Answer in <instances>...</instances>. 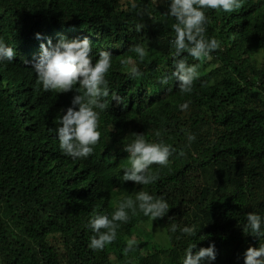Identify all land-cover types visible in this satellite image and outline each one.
<instances>
[{
    "label": "trees",
    "instance_id": "16d2710c",
    "mask_svg": "<svg viewBox=\"0 0 264 264\" xmlns=\"http://www.w3.org/2000/svg\"><path fill=\"white\" fill-rule=\"evenodd\" d=\"M132 2L0 0V40L16 52L0 63V264H182L192 242L193 252L215 244L213 264H243L244 251L259 245L243 226L250 212L264 217V0H244L232 13L206 10L205 36L221 46L208 58L181 54L199 66L188 94L171 76L176 21L167 0ZM61 37L87 38L93 62L100 50L113 55L106 78L121 99L100 112V141L86 159L62 154L55 136L77 93L44 91L32 69L41 44ZM136 44L145 47L143 60L131 51ZM129 58L139 78H129L121 62ZM135 133L174 149L167 166L151 167L158 179L150 185L120 178L128 166L123 145ZM141 190L167 200L165 216L152 221L138 206L128 210L117 238L91 250L90 218L111 214ZM185 226L196 236L184 234ZM143 229H150V252ZM51 235L63 243L52 245ZM128 239L138 246L125 252Z\"/></svg>",
    "mask_w": 264,
    "mask_h": 264
},
{
    "label": "clouds",
    "instance_id": "9594fccd",
    "mask_svg": "<svg viewBox=\"0 0 264 264\" xmlns=\"http://www.w3.org/2000/svg\"><path fill=\"white\" fill-rule=\"evenodd\" d=\"M164 0H152V3H163ZM167 15L175 19L172 26L174 37L170 45L174 49V71L171 76L179 81V91L184 94L191 93L193 83L198 79V65H189L181 58L182 53L195 58H208L210 54L220 48V41L216 38H207L206 25L208 17L206 10L215 9L225 13H232L241 9L244 0H167ZM133 8L136 4L133 0ZM144 27L137 24L135 30L139 32ZM40 38V34H37ZM42 52L32 65L37 77V83L46 92L66 93L74 90L77 94L71 100V106L62 111L57 121L55 136L59 142L62 154L73 159H86L95 151L100 141L99 116L106 111L110 100H120L116 91L109 87L106 78L112 67L113 55L108 51H98V59L93 62L92 47L87 38L67 39L61 37L58 42L48 45L41 44ZM140 60L146 56L145 47L136 44L131 48ZM16 55L14 47L6 45L0 40V63L13 62ZM127 65L126 71L131 79L139 78L142 74L138 65L129 59L121 61ZM169 77L163 75L161 84H168ZM78 85V86H77ZM181 110L188 108L187 103L180 105ZM159 133L156 136L159 137ZM195 140V135L189 133L188 141ZM128 153V166L123 168L122 181H132L139 185H150L158 179V175L151 171L153 165L167 166L169 157L174 149L163 140L148 141L144 134L135 133L134 138L123 145ZM138 209L144 216L152 221L164 217L169 211V204L163 196H156L147 191H139L135 200L125 198L119 202L116 210L108 215L97 214L90 218L86 227L94 235L90 238L88 247L103 250L117 238V229L121 223L129 220L128 210L135 214ZM175 230V229H174ZM181 231L189 237H195L193 227L185 226ZM243 232L258 239L259 245L249 246L243 253V264H264V217L250 212L246 217ZM135 239H128L124 251L128 252L137 247ZM194 242L189 243L184 250L182 264H213L216 260L215 244L201 247L193 252Z\"/></svg>",
    "mask_w": 264,
    "mask_h": 264
},
{
    "label": "rangeland",
    "instance_id": "374dc122",
    "mask_svg": "<svg viewBox=\"0 0 264 264\" xmlns=\"http://www.w3.org/2000/svg\"><path fill=\"white\" fill-rule=\"evenodd\" d=\"M257 59L260 60L261 59V55L257 56ZM210 65H211V63H208L207 66L210 67ZM140 233H141V236H143V234H145L143 236V239H142V246H143V248H145V252H147L146 246L148 247V252H150L149 249L152 248L151 247L152 245L151 244H148V242H146L147 239L152 238L151 233H150V229L147 230V231H146V229H143V230L140 231ZM49 242L52 245L59 246V245H61L63 243V238L61 237V235H55V236L51 235L49 237Z\"/></svg>",
    "mask_w": 264,
    "mask_h": 264
},
{
    "label": "bare ground",
    "instance_id": "6f19581e",
    "mask_svg": "<svg viewBox=\"0 0 264 264\" xmlns=\"http://www.w3.org/2000/svg\"><path fill=\"white\" fill-rule=\"evenodd\" d=\"M15 176V175H14ZM17 179V178H16Z\"/></svg>",
    "mask_w": 264,
    "mask_h": 264
}]
</instances>
